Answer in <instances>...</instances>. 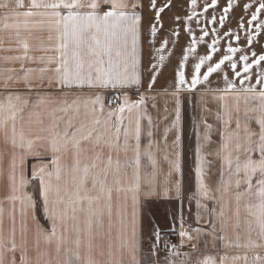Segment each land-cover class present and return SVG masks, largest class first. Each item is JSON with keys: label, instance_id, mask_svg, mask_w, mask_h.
<instances>
[{"label": "snow or ice", "instance_id": "1", "mask_svg": "<svg viewBox=\"0 0 264 264\" xmlns=\"http://www.w3.org/2000/svg\"><path fill=\"white\" fill-rule=\"evenodd\" d=\"M8 8V3L0 5ZM107 6V10H102ZM17 9L5 14L3 29L15 30L23 49V55L7 59L39 62L45 67L39 69L40 83H55L59 88L93 89L91 93H64L62 100L37 93L34 108L45 107L47 121L40 113H29L26 96H7V103L0 102V139L10 145L6 183L4 153L0 151V264H17L14 254L19 250V264H140L137 254L140 250V198L142 183L147 187L145 197L156 194L155 177L158 161L147 153L152 171L141 174V124L139 116L144 112L148 94L156 84L160 70L165 63L163 54L169 46L163 14L175 7L173 0H147L152 15L148 19L147 33L142 31L145 0H15ZM211 9L212 15L208 13ZM235 9H240L237 17ZM254 9V10H253ZM264 0H190L186 15H174L171 23L176 28L170 35L180 36L178 28L187 29L189 42L182 59L175 69L176 87L164 90V96L174 99V120L164 129L165 150L171 148L174 159L165 160L170 165L163 194L175 192L181 195V182H173V172L181 168V100L182 92H194L198 85L209 83L213 74L222 76L225 88L223 95H216L208 89L201 97L211 93L215 99L224 101L223 111L215 118L222 125L213 124L202 117L203 133L197 126L196 181L200 196L214 200L219 206L212 209L220 221L222 230L234 218V227L240 226L242 212L247 217L246 230L257 231L264 240V45L258 53L254 43L264 33ZM14 23H9V19ZM22 18V19H21ZM195 22L201 35L197 37L192 27ZM211 24V27H209ZM21 31L47 33V46L41 45L34 51L52 52L55 55L30 56L27 37L21 38ZM211 38L208 43L206 38ZM154 48L157 39L155 63L149 61L147 70L143 67L144 40ZM233 41L236 46H233ZM54 42V43H53ZM223 42V43H222ZM175 46V40L172 41ZM203 44L207 52L197 54L198 45ZM225 48L224 51H221ZM195 56L191 79H188L189 56ZM215 57V59H214ZM238 66L240 70H238ZM258 69L256 84L251 83L252 69ZM203 70V71H202ZM228 70L233 78H228ZM37 70L26 69L23 81L33 89L31 76ZM147 71V86H144V72ZM9 80L12 77H8ZM19 79V78H18ZM239 80V88L236 81ZM7 86V84H5ZM259 86V90H257ZM113 90V101L119 102L115 110L105 113L103 90ZM135 89L138 100H131L130 90ZM143 89V90H142ZM152 95L153 107L156 96ZM232 103L228 102V96ZM167 105V101H165ZM138 118L134 128L125 130L124 151L129 147V136L135 140L134 167L131 175L122 171L119 158L120 135L125 111ZM167 111V107L165 108ZM210 111V110H205ZM119 114V125L110 124L111 118ZM33 116L36 117L33 121ZM167 119V116H165ZM258 124L259 131L250 126ZM149 129L152 118L148 117ZM131 124V121H130ZM175 133L171 145L169 133ZM220 136L213 142L212 135ZM153 137L151 130L147 131ZM153 141L149 140V149ZM215 144V146H212ZM108 147L117 155H105ZM43 152L53 155L51 170L47 166L33 168L32 179L37 181L35 194L27 191L30 186L25 175V163L29 156ZM211 158V159H209ZM70 161V162H69ZM220 162V178L213 189L206 184L211 166ZM126 158L124 164H128ZM255 179V183H254ZM119 201L115 215L118 217L116 235L113 236V192ZM218 193L219 195H215ZM130 194V196H129ZM129 199L131 203L129 204ZM37 200L44 218L50 222L51 230H45L36 217ZM5 202L9 206L10 226L5 231ZM198 207H206L197 200ZM19 211L20 234L17 239L16 213ZM34 225L35 258H30L28 221ZM107 225V227H106ZM255 226V227H253ZM215 227V226H214ZM154 235L159 238V230ZM179 235L188 240L192 236L181 230ZM107 241V246L102 241ZM46 246L44 252L40 245ZM246 247L264 250V243L249 240ZM175 249V245L172 246ZM55 258H51V253ZM13 254L9 257L7 254ZM174 255L179 253L173 252ZM187 255V254H185ZM48 256L49 258H45ZM247 260V257L244 258ZM201 264H215L209 257ZM253 264H264V258L257 255Z\"/></svg>", "mask_w": 264, "mask_h": 264}, {"label": "crops", "instance_id": "2", "mask_svg": "<svg viewBox=\"0 0 264 264\" xmlns=\"http://www.w3.org/2000/svg\"><path fill=\"white\" fill-rule=\"evenodd\" d=\"M29 0H24L25 5H27ZM220 2H225V0H220ZM3 3H8L9 7L4 8L0 6V102L7 103V96L12 94L13 96L19 94L21 96H26L29 100V105L25 109V117L29 113H40L41 117L47 121L46 108H34L33 105L37 100V93L41 95H48L56 98L57 100H62L64 98V93H91L95 91L93 89H78V88H59L57 84L53 83L51 85L46 82L41 84L39 80V69L45 67L44 64L39 62L25 61L23 64L20 61L7 59L10 57L23 55V49L21 47L19 39L16 37L15 30L3 29V19L5 14H11L15 11H26L27 8L17 9L15 7V0H0V5ZM147 7L143 9V29L142 31L147 33L148 28V19L149 14H145ZM107 10V6L102 9ZM254 10V9H253ZM22 19V18H21ZM9 23H14V19H9ZM21 38L27 37L29 44V55L30 56H42V55H55L52 52H41L34 51L33 49L41 46L42 44L47 46L50 42L47 40V33L33 32L30 36L28 33L21 31ZM158 35V34H157ZM201 35L198 31V37ZM210 38V37H209ZM154 48L157 47V42ZM54 43V42H53ZM149 42L144 40V53H143V67L145 69V60L147 53L145 50H149ZM204 46V45H202ZM201 47L200 45L198 46ZM152 48V49H154ZM35 69L37 70L31 76L33 83V89L29 91V88L23 81L22 77L26 69ZM146 70V69H145ZM8 77H12L11 80ZM19 78V79H18ZM144 82L145 81V72H144ZM7 84V86H5ZM144 86L146 87L145 83ZM143 90V89H142ZM173 90H169L171 92ZM105 96V113L101 119H107V112L110 110H115L118 104H114L113 101V90H103ZM131 100L135 101L139 99L138 95H135V89L130 90ZM164 91H158L153 88L152 92L148 94V99L145 103L144 112L139 116L141 124V149H140V159H141V174L143 176L146 172H151L152 167L148 159L147 153L150 151L154 158L158 161V166L156 169L157 175L155 177L156 184V194L150 197H145L143 195L146 185L142 183L141 188V198H140V250L137 254V258L140 264H201L206 258L211 257L215 264H253L255 257L257 255L264 258V250L261 249H251L246 247L249 235L250 238L257 243H264V240H261L257 235V231L253 230L249 234L246 230V216L242 212L240 219V226L234 227V218L228 221V227L226 230H222L220 226V221L217 219L212 209L216 208L218 210L219 206L215 203L214 200L208 199L206 197L200 196L198 193V186L196 181L195 167L197 163L196 159V147H197V126L199 125V131L203 133V125L200 124L201 118L206 117L207 122L214 125V128H220L222 125L215 118L217 112L223 111L224 101L215 99V97L208 93L201 97V93H206V91L197 92H187L184 91L180 95L181 100V168L180 172H173L171 180L173 182L179 180L181 182V195L177 199L175 196L174 190L169 192L168 197H165L163 194L165 180L168 179L167 173L170 170V165L168 161L165 160V155L168 156L169 160L174 159L172 155L171 148L165 150L164 143V129L169 126L174 120V108L175 103L174 99L171 96H164ZM155 93H161V95L156 96L155 104L156 107H153L154 101L152 100V95ZM216 95H223L224 93L215 92ZM167 101V105H165ZM228 102L232 103V97L228 96ZM167 107V111L165 108ZM210 111H205V110ZM152 118L151 129H149L148 117ZM167 116V119H165ZM138 117L129 113L127 110L123 114V124L121 127L120 135V151L118 153L122 171H126L129 176L132 173L134 167V145L135 140L132 136H129V147L127 152L124 151V131L129 129V127L134 128L135 121ZM36 117L33 116V121ZM131 121V124H130ZM110 124L113 126V136L115 133L116 125H119V114L111 118ZM250 126L259 131L258 124L255 121L250 122ZM151 130L153 132V137L149 138L147 136V131ZM175 133H169L168 135V144L171 145L172 140L174 139ZM152 140V146L149 149V140ZM213 142H219L220 136L214 132L212 135ZM212 146H215L213 144ZM0 151L4 153V168H5V178L4 182L6 183L7 176V166L10 155V145L4 144L2 139H0ZM102 151L105 155L111 154L113 157L117 155L116 152L111 151L108 147H103ZM128 159V164L125 165V159ZM53 155L49 152H43L37 156H29L26 159L25 163V175L28 179L32 177L33 168H39L40 166H47L50 170L53 167L52 165ZM211 159V158H209ZM70 162V161H69ZM220 162L217 161L211 166V172L209 178L206 179V184L213 189V192L217 186V183L220 178L219 173ZM30 182V180H29ZM255 183V179H254ZM37 181L34 180L33 184L28 187L27 191L30 193H35ZM34 187V188H33ZM219 195L218 193H214ZM2 195V194H0ZM130 196V194H129ZM200 200V203L206 205V207H198L197 200ZM195 201V206L193 212H189L186 209V203H193ZM119 201L117 199V194L113 192V236L116 235V225H118V217L115 215L116 207ZM131 203L129 199V204ZM40 202L37 200V215L42 208L39 206ZM190 205V204H189ZM191 207V206H190ZM144 208H148L149 220H151V230L150 233L153 235L154 240L149 243L151 250H147V246L144 241V220L143 213ZM8 210L9 206L5 203V216H4V228L5 231L10 226L8 220ZM154 214V215H153ZM154 216V218H153ZM30 221V220H29ZM28 221V229H29ZM7 224H6V223ZM40 223V222H39ZM215 226V227H214ZM20 217L19 211L17 209L16 213V230L17 239L19 240L20 234ZM107 227V225H106ZM255 227V226H253ZM44 228V227H43ZM158 228L159 233L161 232H172L176 236L175 249L172 246L163 247L156 236L154 235L155 229ZM45 229V228H44ZM46 230V229H45ZM183 230L189 233L192 236L191 240H188L186 237H181L179 235L180 231ZM34 234L29 235V246L28 248L30 258H35L36 249L34 247ZM155 241V242H154ZM105 247L107 246V241H102ZM40 249L42 252L46 250V246L43 241H41ZM179 254L174 255L173 252ZM17 253H20L18 250ZM187 254V255H185ZM15 257H18L14 255ZM247 257V260L244 258ZM45 258H49L46 256ZM51 258H55V253H51ZM183 259V261H179ZM21 256L16 258L17 264H19Z\"/></svg>", "mask_w": 264, "mask_h": 264}, {"label": "rangeland", "instance_id": "3", "mask_svg": "<svg viewBox=\"0 0 264 264\" xmlns=\"http://www.w3.org/2000/svg\"><path fill=\"white\" fill-rule=\"evenodd\" d=\"M159 2H161V0H158V3ZM189 2H190V0H173L175 7L172 9V11H166L163 14L164 28L169 30V31L166 33H158V37L167 36L169 38V46L165 50V52L163 53L166 57L165 63H164L163 68L160 70V74L157 77L156 84L154 85V88L157 89L158 91L174 90L176 87L175 69L178 67V62L182 59V54L188 46L189 37L187 35V29L183 25H181L178 28V30L180 31L179 38L177 39L176 37H172L170 35V30L172 28H176L177 26L171 23V19L174 15H180V16L186 15L187 8L189 7ZM220 3L223 4L224 2H220ZM145 7H147V0H145ZM145 14H149V17L152 15V12L148 7L145 11ZM235 14L238 17L240 14V9H235ZM211 15H212V11L210 9L209 13H208L209 18L211 17ZM261 18L264 19V16H262ZM192 27L195 29V34L198 37L199 28L196 27L195 22L193 23ZM209 27H211V24H209ZM206 39L208 40V43H211V38H206ZM258 39H259V43H254L253 48L259 53L261 51V45H264V33H262ZM173 40H175V46H173V43H172ZM202 45L203 44L200 45L201 46L200 48L197 47V54H199V55H203L207 52V48L205 46H202ZM233 46H236L234 41H233ZM159 47H160V39L157 42L156 48H159ZM156 48H154V49L151 48L149 50H145V52L147 53V57L145 60V69L146 70L149 67V61L150 60L153 63L156 62L154 59L157 55ZM224 50H225V48L221 49V51H224ZM214 59H215V57H214ZM195 62H196L195 56L190 55L189 60H188V65H187V75H188L189 80L191 79V73H192L193 65ZM238 70H240L239 66H238ZM257 72H258V69L256 67H253V69H252L253 78L251 81V83L253 85L256 84ZM228 78L229 79L233 78V74L230 70H228ZM147 79H148V73H147V71H145V81L146 82H144V83L146 86H147ZM236 83H237V87L239 88V86H240L239 80H237ZM224 88H225V84H224V80H223L222 76H220L218 74H213V76L210 77L209 83L207 85H204V84L198 85L197 89L194 92H197L198 90L207 92L208 89H212L215 92L223 93L222 90ZM257 90H259V86H257ZM118 103L119 102H114V104H116V105ZM29 180H30V183L32 185L34 182V179H32V177H30ZM30 187H32V186H30ZM5 203H7V202H5ZM193 204L195 206V201L192 204L191 203L185 204L187 211L193 212V210H194ZM36 217H37V220L40 222V225H42L48 231L51 230L50 222L44 218L43 210H40L39 214L37 215V209H36ZM153 218H154V216H153ZM5 220L9 221V218L8 219L6 218ZM143 220H144V224H143V226H144V230H143L144 241H143V243L145 242V245L147 246V250L149 251V250H151L149 243H151L152 240H154L155 238H153V235L150 233L151 220H149L148 208H144ZM32 234H34V225L32 224L31 221H29V235H32ZM166 238H174L176 241V236H174L172 232H161V233H159L158 240L163 247L166 246L164 244ZM156 239H157V237H156ZM33 242L34 241H32V243ZM31 247H32V245L29 246V248H31ZM7 255L9 257H11L13 254L9 253ZM14 255L18 256V257H15V260H16V258H19L21 256L17 252ZM179 261L181 262V261H183V259H180ZM192 264H195V263H192Z\"/></svg>", "mask_w": 264, "mask_h": 264}, {"label": "built area", "instance_id": "4", "mask_svg": "<svg viewBox=\"0 0 264 264\" xmlns=\"http://www.w3.org/2000/svg\"><path fill=\"white\" fill-rule=\"evenodd\" d=\"M164 244L166 246H173L176 244V241L174 238H166Z\"/></svg>", "mask_w": 264, "mask_h": 264}]
</instances>
